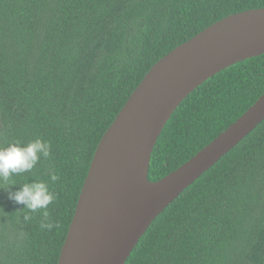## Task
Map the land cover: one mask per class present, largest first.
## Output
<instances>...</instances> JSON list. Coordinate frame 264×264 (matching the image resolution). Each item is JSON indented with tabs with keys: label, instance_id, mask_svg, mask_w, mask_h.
<instances>
[{
	"label": "trees",
	"instance_id": "trees-1",
	"mask_svg": "<svg viewBox=\"0 0 264 264\" xmlns=\"http://www.w3.org/2000/svg\"><path fill=\"white\" fill-rule=\"evenodd\" d=\"M264 0H0V144L49 141L56 227L0 191V264H58L96 148L150 68L177 46ZM264 93V55L220 71L175 110L147 179L170 174ZM125 264H264V120L149 226Z\"/></svg>",
	"mask_w": 264,
	"mask_h": 264
},
{
	"label": "water",
	"instance_id": "water-1",
	"mask_svg": "<svg viewBox=\"0 0 264 264\" xmlns=\"http://www.w3.org/2000/svg\"><path fill=\"white\" fill-rule=\"evenodd\" d=\"M261 55L264 8L215 22L150 68L96 148L58 264H125L152 222L264 120V93L186 163L150 182L151 154L168 120L203 82Z\"/></svg>",
	"mask_w": 264,
	"mask_h": 264
},
{
	"label": "clouds",
	"instance_id": "clouds-1",
	"mask_svg": "<svg viewBox=\"0 0 264 264\" xmlns=\"http://www.w3.org/2000/svg\"><path fill=\"white\" fill-rule=\"evenodd\" d=\"M51 144L41 138H35L23 143L20 140L0 144V191H4L7 199L16 205H22L27 213L23 216L25 222H29L32 216L28 213L40 212V229L51 231L56 225L50 220L49 206L56 199L50 184L59 180V175L51 170L48 180L25 179L17 184L16 177H24L33 173V170L42 160H48L51 156Z\"/></svg>",
	"mask_w": 264,
	"mask_h": 264
},
{
	"label": "bare ground",
	"instance_id": "bare-ground-1",
	"mask_svg": "<svg viewBox=\"0 0 264 264\" xmlns=\"http://www.w3.org/2000/svg\"><path fill=\"white\" fill-rule=\"evenodd\" d=\"M146 185H147V182L145 181V179L142 178V179L140 180V182H139V187H140V188H143V187H145Z\"/></svg>",
	"mask_w": 264,
	"mask_h": 264
}]
</instances>
